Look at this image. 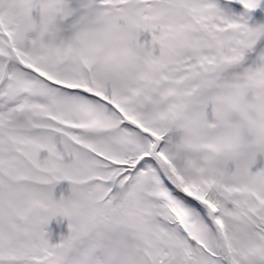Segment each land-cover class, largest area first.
I'll return each instance as SVG.
<instances>
[{
  "label": "snow or ice",
  "instance_id": "obj_1",
  "mask_svg": "<svg viewBox=\"0 0 264 264\" xmlns=\"http://www.w3.org/2000/svg\"><path fill=\"white\" fill-rule=\"evenodd\" d=\"M0 264H264V0H0Z\"/></svg>",
  "mask_w": 264,
  "mask_h": 264
}]
</instances>
